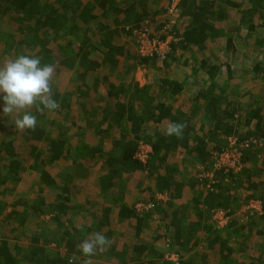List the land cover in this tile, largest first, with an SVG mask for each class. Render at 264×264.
<instances>
[{
    "label": "trees",
    "instance_id": "obj_1",
    "mask_svg": "<svg viewBox=\"0 0 264 264\" xmlns=\"http://www.w3.org/2000/svg\"><path fill=\"white\" fill-rule=\"evenodd\" d=\"M171 1L0 0L2 52L10 59L25 54L39 57L42 65L55 64L52 95L60 105L55 111L32 109L37 118L34 133L16 130L11 117L0 115V135L5 134L0 137V186L9 178L20 181V173L27 168L25 179L33 182L38 177L41 183L39 199L32 205L24 198L21 211L31 216L32 223L14 229L13 222L21 213L8 217L9 230L23 231L19 237L23 241L1 239L0 264H68L72 254L80 256L77 245L104 224L93 213V231L75 226L78 201L68 194L74 182L92 176L103 195L119 194L123 200L124 186L137 171L143 175L139 186L147 185L149 194L169 196L166 205L154 204L162 226L151 239H161L181 257L182 252L188 253L181 264H198L197 257L199 264H240L233 253L250 240L256 243L257 257L244 264H264V85L259 91L245 88L258 78L263 81L264 73L262 78L258 74L262 61L244 66L233 62L244 46L264 50V0H177L181 13L169 31L173 37L169 48L163 56L141 57L134 51L135 43L126 38L135 30L147 31L154 38L158 29L151 35L148 30L170 24ZM209 49L213 54L207 53ZM183 55L185 60L180 59ZM119 61L124 63V75L113 82L104 70L112 72ZM133 64L134 68L139 64L156 68L158 82L139 86L133 77L127 81ZM188 67L192 81L200 83L196 91L182 97V82L171 73ZM66 72H73V81L63 85L59 79ZM90 74L94 76L88 82ZM153 85L161 91L159 96L150 93ZM75 101L85 126L76 123ZM161 122L166 127L169 122H185L183 138L165 135L166 128L156 125ZM88 134L102 139L88 143ZM107 138L109 146L104 143ZM143 142L150 145L145 161L135 156ZM178 150L180 159L171 162ZM227 150L239 152L238 171L216 167L210 178L199 176L210 171L215 153ZM61 161L57 174L51 173ZM3 162L9 163L7 175ZM186 187L191 194L187 205L194 209L190 221L185 205L174 204L184 198ZM47 188L57 190L50 200ZM251 200L259 202L260 211L249 214L248 222L239 221L238 212ZM127 204L121 201L119 217L136 220L135 259L130 263L172 264L163 260L156 245L141 240L148 224L145 220L152 213L137 215ZM216 209L230 216L224 226L212 219ZM103 212V221L108 223L110 208ZM32 227L40 229L29 230ZM57 248H67L68 253Z\"/></svg>",
    "mask_w": 264,
    "mask_h": 264
},
{
    "label": "crops",
    "instance_id": "obj_2",
    "mask_svg": "<svg viewBox=\"0 0 264 264\" xmlns=\"http://www.w3.org/2000/svg\"><path fill=\"white\" fill-rule=\"evenodd\" d=\"M185 58H184V60H185ZM187 59H186V61H187ZM139 65H141V64H139ZM137 66H135V68ZM110 67H112V66H110ZM117 67H120L123 69L125 66H124L123 62L119 61ZM129 68L134 70L135 69L134 64L131 65ZM132 70H131V73L133 72ZM112 72H113V70H112ZM109 73L111 74L110 70L108 72H106V70H104V74L105 75L108 74V78L111 79V75ZM158 74L159 73L157 71L156 76L154 78H152L151 80H149L147 82L145 81L144 83H141V80L136 78V77H133V78L136 79L139 86H143L145 84H156L158 82L156 79ZM188 79L191 80V82H192L193 91L194 90L196 91L198 89V85H199L200 81L196 80L193 82L192 78L190 77L189 71L187 73H185V75L183 77L177 78L178 81L182 82L181 84L183 85L184 90L185 89L189 90V83L190 82H188L189 81ZM129 80H130V78H129ZM157 87H158L157 85H153L152 88L150 89V93L155 95V96H159L161 91ZM154 88L156 89V91ZM184 90L182 91V94H181L182 97H184V95H185L184 93H186ZM189 92L191 93V90ZM189 92L186 93L187 97L189 96V94H188ZM92 93L93 92H90L88 94H92ZM72 106H73V109H72L73 113L75 115L77 114V116H82L81 110L77 108V106H79V104H77L76 101L74 104H72ZM156 125L158 127L163 126L162 128H166L165 123H163V122H161L160 124H156ZM156 125H155V127H156ZM79 126L80 127L85 126V123H80ZM113 131H118V130L114 129ZM105 145L109 146V143H105ZM180 152H181V150L177 151V153L175 155L177 157L172 158V156H171L170 161L177 163L176 159H180V157H181ZM4 163H7V164H4ZM8 164H9L8 162H3V169H4V172L6 175H7ZM171 164H174V163H171ZM99 167H100L99 165H96L95 168L98 169ZM29 171L30 170H28V168H27L25 170V172L23 171L20 173V175H21L20 181H14L12 178H9L8 181H6L5 185L0 186V239L6 238L5 230L1 229V227H4V226H1V225L6 223L7 229H8V224L10 222L9 218L12 217V215L15 213L20 214L19 212H21L23 210V203L25 201L24 198L27 199V201L31 202L32 205L39 199L36 196L37 194L40 193L39 189H35L36 188L35 185L38 184V180H37L38 177H37V179L34 178L33 182L27 181L25 179L26 178L25 176L29 174ZM30 175H31V177H32V175L34 176V172L31 173ZM141 175H142V173L137 171L128 179V181L126 182V185L124 186L123 200H120L121 198H120L119 194L113 195L111 193H108V195H103L101 190L98 187L96 188L94 185H93L94 190H92V188H90V187H85L84 185H86L87 183H83V182H85L88 178H84L82 180H76L73 184L74 187H72L70 189V192L68 194L71 195V193H72V196L74 195V198L78 201L77 205L79 206V208H77L79 210V215L77 214L79 217V222H77L75 220L76 218H74L75 226L84 225L86 228H90L93 231L94 230L93 220L91 222L86 221L85 223H82V224L80 222L85 221L86 215H89V218H90V216L95 212L93 215H95V214H96V216L98 215L99 220L101 221V223L104 224L103 227H101L99 232H102L105 235H108L109 236L108 239H110L112 242L114 241V243L111 244L107 248V250L102 253V255L100 257L99 256H96L95 258L92 257V260L94 262H98V264H102L99 262V260H101L108 253L113 254L112 261H115V259H116L117 264H124L125 263V262L122 263L121 259H124L126 262H127V259L130 261H133L135 259L134 254L132 253L133 252L132 249H133V245L136 243V239L134 236L135 235L136 220L134 217L125 218V219L124 218L122 219L121 217H119V209H120L121 201H125L126 203H128L127 204L128 207H131L132 209L134 208L135 213L137 215H140V214L145 215L148 213H150V214L152 213V215H149L150 218L148 217L147 220H145V222H147L148 224H147V227L144 228V230L142 232V233H145L146 235L150 234L151 235L150 238L158 231V228H160L162 226V221H160V219H161L160 214L156 211L154 204L157 201H161L163 205H166L169 202L168 201L169 196L167 195V193H165L164 198L160 199L156 196V194L154 196L152 194H149L147 192L148 190H146V189H148L146 187L147 185H145L146 189H145V187L143 188L142 186H139L138 181H139V178H141ZM93 180H95L94 177H93ZM206 186H208V183L206 184ZM6 187H9V190L6 191V189H5ZM139 188H143V192H145L144 193L145 198L141 200V203L144 205H146V204L151 205V208H149L150 210H148V211H141L139 208L136 207L137 203L140 202L139 201L140 195L138 194ZM48 190H49L48 191L49 192L48 200H50L57 193V190L56 189H48ZM52 192H54V193H52ZM185 193L186 194H184V198L175 200L174 204L176 206L185 205V211L187 212V214H186L187 219H188V221H190L191 220L190 217H191L192 211L194 209H192L190 207V203L187 205V203L190 201V196H191V194L188 192L187 187L185 188ZM95 197H96V199L94 200V203L96 204V207L93 210V209L89 208V206H91V204H92L91 199H94ZM46 198H47V196H46ZM107 207L110 208V212L108 214V216H109L108 223H106L107 221L106 222L103 221V217L105 215L103 210H106ZM19 210H21V211H19ZM214 211L215 210H213L211 212V216L213 215ZM88 213H90V214H88ZM138 213H140V214H138ZM17 219L20 220L19 215H17ZM115 222H118L119 225H121V229L118 230L120 233H122V231H124L128 234V236H126V239H128L127 240L128 246L131 247V248H128L129 251L127 249H125V247H121V245H120V247H118L119 241H116L115 236L113 237L114 229L111 225ZM13 223L15 224L16 222H13ZM159 230H161V229H159ZM91 233H94V232H91ZM141 236H142V234H141ZM147 239L150 240L149 237L147 238V237L143 236V242L144 243H147V241H146ZM51 246L54 249L55 244L51 243ZM123 246H124V244H123ZM57 250H59L61 252L66 251V253H68L67 248H57ZM182 254L184 255V257ZM73 255L74 254H72V256ZM181 255H182V257L179 255L180 259L183 258L184 260L183 259L182 260L185 261V259L188 256V253L182 252ZM80 257H82L81 261H80V263L82 264L84 257L82 256V254L80 255Z\"/></svg>",
    "mask_w": 264,
    "mask_h": 264
},
{
    "label": "rangeland",
    "instance_id": "obj_3",
    "mask_svg": "<svg viewBox=\"0 0 264 264\" xmlns=\"http://www.w3.org/2000/svg\"><path fill=\"white\" fill-rule=\"evenodd\" d=\"M179 12H180V9H177V12L175 13V14H168V17H169V20H170V24L169 25H166V26H158L157 28H155V27H150V29L148 30V32L150 33V35L154 32V30H156V29H158V33H156V35L154 34V38H150L149 37V35H148V33L146 32V36H147V38H148V40H146L145 39V36H144V34L142 33V32H140V30H137V31H132V33H131V35L130 36H128L127 38H126V40L128 41V42H130L131 44L134 42V43H136V45H135V49H134V51H136L141 57L142 56H144V57H152V54H150V53H152V50H155L156 52H160L161 50H163V51H167V49L169 48V46H168V43L171 41V40H173V37H172V35L169 33V31H170V29H171V27H172V25L173 24H175V23H177V22H179L178 21V19H179ZM238 19H239V15L237 14L236 16H235V18H234V23L236 24L237 23V21H238ZM256 20V19H255ZM229 24H232V22H230L229 21ZM154 29V30H153ZM160 35H161V37H160ZM164 36H166V38H163ZM156 41H161L162 42V44H161V46H159V44H157L156 43ZM247 41H250V40H247ZM251 42V41H250ZM138 43H139V47H138ZM245 48L244 49H240L239 50V52L237 51V54L235 55V56H233V62L235 63H237V64H239V63H243L242 64V66H244L245 64H250V65H253V64H255L254 63V60H255V62H261L262 61V63H261V66L262 67H260V70H258V74L260 75L261 74V78H262V73H264V50L261 48H256V50H254L251 46L249 47V46H244ZM211 49L213 50V51H215L216 50V46L212 43L211 44ZM211 49H209V52H207V53H209V54H213V51L211 50ZM162 54V53H161ZM184 57H186V55L184 56L183 55V57L182 58H180V59H184ZM256 57V58H255ZM152 58H154V57H152ZM8 59H10L9 58V56H7L6 54H4L3 52H2V48H1V44H0V66H2L3 65V62L4 61H6V60H8ZM190 61H192L191 60V58H190ZM193 62V61H192ZM191 62V63H192ZM181 62H178L177 63V65H179ZM157 66L159 67L160 66V61L158 62V60H157ZM161 67V66H160ZM165 73H166V69L164 68V69H162ZM133 72L131 73H129L128 75H127V77H126V80L128 81L129 80V78L130 77H136V78H138V79H140L141 80V83H144L145 81L147 82V81H149V80H151L152 78H154L155 76H156V73H157V71H156V69L153 67V66H151V65H138L134 70H132ZM184 71V72H183ZM189 71V74L191 73V71H190V68L188 67V68H186V69H180L178 72H175V73H171L172 74V77H175V78H181V77H183L184 75H185V73H187ZM108 72V71H107ZM111 81H113V82H115V81H117V82H119V79H120V77L121 76H123L124 75V69H122V68H120V67H117L115 70H113V72H111ZM191 75V74H190ZM92 76H94V74H90L89 76H88V82H90V81H92L91 79H92ZM190 79V78H189ZM188 79V80H189ZM61 82H62V84L63 85H65V84H69V82H71V81H73V72H71V73H63V74H61L60 75V79H59ZM116 82V83H117ZM188 82H190L189 83V90H188V92L191 90V91H193V85H192V82H191V80H189ZM197 85V84H196ZM263 85H264V80L263 81H261L259 78L257 79V81L256 82H254V83H250V84H248L245 88H250V89H252L253 91H259L260 90V88L261 87H263ZM244 88V89H245ZM155 89V88H154ZM155 91H156V89H155ZM187 93V92H186ZM186 93H184L185 95H186ZM190 93V92H189ZM188 93V94H189ZM0 115H2V112L0 113ZM51 115H54V114H51ZM53 117V116H52ZM55 119V118H54ZM57 119H60V117H58ZM56 120V119H55ZM77 125H80V123H84V120L82 119V117L81 116H77ZM59 125H61V123H59ZM58 125V126H59ZM56 126V124H54V127ZM50 128V127H49ZM65 129H70V132L71 133H74V129H72V128H69V127H65ZM0 137H5V134L4 133H2L1 135H0ZM76 138L77 137H74V141L76 140ZM86 141L89 143V142H91V143H96V142H98V141H101V139H102V137H100V140H99V138H97L95 135H86ZM109 142V138H107L106 140H105V143H108ZM106 146H108V145H106ZM224 157L223 158H218V160L216 159H214L213 160V164H212V166L210 167V171H208V172H206L205 171V173L204 174H202V172H200V174H199V176H204V177H207V176H209V178L212 176V170L213 169H215L216 167H218V168H220L221 167V165L222 164H224V163H227L228 162V164L229 163H231V161H227V159L225 158L224 160ZM4 164H7V163H4ZM62 166V161L61 162H59L57 165H55L53 168H52V171H51V173H53V174H57V172H58V170L60 169V167ZM28 167V166H27ZM38 169H40V168H38ZM99 169V168H98ZM98 169H95V170H98ZM191 169L189 168V170L188 171H190ZM196 170L197 171H202V167L201 166H197V168H196ZM96 172V171H95ZM37 173L39 174V172L37 171ZM37 181V180H36ZM83 182V181H82ZM94 180H93V177L91 176V177H89L85 182H83V183H87L86 185H84L85 187H90V188H92V190H94L93 189V185H94ZM40 182H38V184H36L35 186H36V188L35 189H39V188H41V187H39L40 186ZM143 187V186H142ZM52 193H54V192H52ZM145 192H143V188H139L138 189V194L140 195L139 196V203H141V200L142 199H144L145 198V194H144ZM15 194V193H14ZM93 197V196H92ZM96 199V197L94 198V199H91V202H92V204H91V206H89V208H91V209H95V207H96V204L94 203V200ZM138 204V203H137ZM147 205H149V204H146V205H142V203L141 204H138V208L141 210V211H148L149 210V208H147ZM19 211H21V210H19ZM94 212V211H93ZM19 213H21V218H20V220H18V221H20V222H16L13 226H12V228H18V226L20 225V224H29V223H32V219H31V216L29 215V214H23L22 212H19ZM95 213V212H94ZM241 211L240 212H238V219H239V221H242V220H244V221H247L248 220V216L246 217L245 215L246 214H244V216L243 215H241ZM88 214H90V213H88ZM243 214V213H242ZM249 215V214H248ZM216 219H214L215 220V222H216V224L219 226V227H221L222 226V224L224 225V223H225V221L227 220V222H228V220L230 219V216L229 215H227V217H222V215H217L216 217H215ZM94 219V217L91 215L90 216V218H89V215H86L85 216V221L84 222H80L81 224L82 223H85L86 221L87 222H91L92 220ZM212 219H213V217H212ZM77 222H79V217L77 218V219H75ZM213 220V221H214ZM249 220H251V219H249ZM248 220V221H249ZM247 221V222H248ZM1 226H4V227H1V229L3 230H5V232H6V236H11L10 234H12L13 235V238H16V239H18L19 237H20V235H21V233L23 232V231H21V230H15V231H11V230H9V226H8V229H7V225H6V223L5 224H2ZM112 227H113V229H114V231H113V237L115 236V238H116V241H119V244H118V247H120V245H121V247H125V249H127L128 251H129V249L128 248H131V247H129L128 246V239H126V236H128V234L126 233V232H124V231H122V233H120L118 230H120L121 229V225H119V223L118 222H115V223H113L112 225H111ZM25 228H28V226H26ZM34 229L35 230H37V229H40L39 227H36V228H34V227H32L31 229H29V230H31V231H34ZM25 230H27V229H25ZM29 233V232H28ZM148 235V236H147ZM145 234V233H142V236H141V240L143 241V236L144 237H149V239L150 240H146L147 241V243H149V244H151V243H153L152 245H156V248H157V250L163 255V259H164V257L166 256V255H168L170 252H171V250L170 249H167L166 247H165V244L164 243H162V240L161 239H158L159 241H155V240H152L151 238H150V234ZM18 237V238H17ZM132 241V240H131ZM114 243V241L111 243V244H113ZM131 243V242H130ZM123 244H124V246H123ZM200 244H202V243H200ZM203 245V244H202ZM236 247H238L237 245H235ZM256 243H255V241H253V240H250V243L247 245V246H239L238 248H236V251L233 253V255H234V259H236V260H238V263H240V264H244V263H247V262H250L252 259L251 258H255V257H257V254L255 253V251H256ZM183 255V254H182ZM112 256H113V254H106L101 260H99V262L100 263H102V264H117V262H116V259H115V261H112ZM157 256V255H156ZM183 257H184V255H183ZM218 258V257H217ZM183 259V258H182ZM165 260V259H164ZM201 259L199 258V257H197V259H196V261L198 262V264L201 262L200 261ZM255 260V259H254ZM127 262L128 263H130L131 261L130 260H128L127 259ZM127 262H125L124 264H126ZM127 263V264H128ZM180 263H181V259H180ZM213 263V261H211L209 264H212ZM93 264H98V262H94L93 261ZM131 264V263H130Z\"/></svg>",
    "mask_w": 264,
    "mask_h": 264
},
{
    "label": "clouds",
    "instance_id": "obj_4",
    "mask_svg": "<svg viewBox=\"0 0 264 264\" xmlns=\"http://www.w3.org/2000/svg\"><path fill=\"white\" fill-rule=\"evenodd\" d=\"M173 1H171V4ZM175 1L177 12L179 8L177 0ZM168 14L170 13L168 12ZM55 70V64L42 65L39 57L25 54L8 59L0 66V102H2L0 110H2L3 116L13 119L16 130L33 133L37 131V118L32 113L33 108L38 112L59 109L60 105L52 95ZM186 127L187 124L185 122H169L165 129V135L182 139ZM147 145L150 150V145ZM44 218L47 219L48 217ZM81 230H83V226H81ZM10 235L6 236L7 240L15 243L23 241L19 240L18 237V239L13 238L12 234ZM111 243L112 241L102 232L89 234L86 239L77 245V250L84 257L82 264H93L92 257L97 253L105 252ZM79 260H81L80 256L73 255L69 258L68 264H76V261Z\"/></svg>",
    "mask_w": 264,
    "mask_h": 264
},
{
    "label": "built area",
    "instance_id": "obj_5",
    "mask_svg": "<svg viewBox=\"0 0 264 264\" xmlns=\"http://www.w3.org/2000/svg\"><path fill=\"white\" fill-rule=\"evenodd\" d=\"M169 13H170V15L176 13V1L175 0L172 2L171 6L169 7ZM140 32H142L144 34V36H145V39L148 40V38L146 36V32L145 31H140ZM156 43L159 44V46H161V44H162L161 41H156ZM139 46L140 45L138 43V47ZM153 53H156L157 55H162L163 56L165 51L161 50L160 52H156L155 50H152V53H150V54L153 55ZM231 143H233V141H231ZM149 151H150L149 150V146L147 144H145V143H141L139 148H138V151L135 154V156L138 157L141 161H145L147 156H148ZM239 155H240L239 152L238 153L237 152L236 153H234V152L232 153L231 151L227 150V151H223L221 153H215L214 154V159L218 160V158H223L224 157V159L226 158L227 161H231V163H229V164H228V162L224 163V164L221 165L220 168L225 167L226 169H233L234 171H238V169L241 166V161H240ZM156 196L158 198H160V199H163L165 195L157 193ZM138 204H141V203H138ZM138 204L136 205L137 208H138ZM142 205H144V204H142ZM147 208H151V205H147ZM260 208L261 207H260L259 202L251 200L248 204H246V205H244L242 207V209L240 211L243 214L241 213V215L244 216V214H246L245 216L247 217L248 214H251L253 212L258 213L260 211ZM217 215H222V217H224V216L227 217L226 213L223 210H220V209H216L214 211L213 216H212L213 219H216L215 217ZM226 223H227V220L225 221L224 225ZM224 225L222 224V226H224ZM164 259L166 261H170L172 264H180L179 254H176V253H173V252H170L168 255H166L164 257Z\"/></svg>",
    "mask_w": 264,
    "mask_h": 264
}]
</instances>
